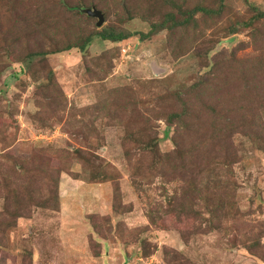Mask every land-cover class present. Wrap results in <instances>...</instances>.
Returning <instances> with one entry per match:
<instances>
[{
	"label": "rangeland",
	"instance_id": "1",
	"mask_svg": "<svg viewBox=\"0 0 264 264\" xmlns=\"http://www.w3.org/2000/svg\"><path fill=\"white\" fill-rule=\"evenodd\" d=\"M174 1L0 0V264H264V0Z\"/></svg>",
	"mask_w": 264,
	"mask_h": 264
},
{
	"label": "trees",
	"instance_id": "2",
	"mask_svg": "<svg viewBox=\"0 0 264 264\" xmlns=\"http://www.w3.org/2000/svg\"><path fill=\"white\" fill-rule=\"evenodd\" d=\"M60 2H62L65 7L70 10V11H81L83 12V10L85 9H90L92 7L89 8V4H96V0H76L77 4L74 6H70L69 1L68 0H59ZM167 3L169 6H171V12L166 13L162 19L159 22L156 23H152L151 27L152 30L151 32H149L147 35L143 36V37H147L149 35H151V33H155L157 31H161V30H168L172 33H174L175 31H178L179 29H184V28H188L190 26H196L198 25V21H197V15L199 13H203L205 16L207 17H214L215 15H218L221 13L222 9L219 10H215L212 8H208V7H203V6H197L195 8H187L184 5L178 4L177 2H175L174 0L170 1L167 0ZM93 6V5H91ZM97 8V7H96ZM98 9V8H97ZM100 10V9H98ZM101 11V10H100ZM134 14L128 10V15L127 18H133ZM259 18L264 17V13L259 14ZM236 31V30H234ZM96 35H98L99 37H101L102 40L104 41H112V42H122L124 40H127L131 37L130 34L124 33V32H118L115 29H111V28H105L103 29L101 32H99L98 34L96 33ZM93 41V36H88L86 38H80L78 40V42H73L70 41L67 44H65L64 46L57 48L54 52H65V51H71L72 49L78 48L81 50V52H84L88 49V47L91 45ZM52 53V52H51ZM49 54V52L47 51H38V52H34L29 54V60H33L37 57H46ZM184 119V121H187V115L183 112L178 113V112H174L171 113L169 115V123L172 124L174 123L176 120L177 121H182ZM144 146L147 150L152 151V153H155L157 156L159 155V141L156 139H148L147 142H144ZM179 155L182 156V151L179 152ZM173 156L174 153L173 151L170 153H164L163 157H161L160 155V164H171L173 161ZM184 158V157H183ZM182 158V159H183ZM213 174L216 175L215 170H213ZM214 180L219 182L220 179L218 176H214ZM213 193H211L212 195ZM210 196L209 194H207V197ZM206 197V198H207ZM209 203V202H208ZM211 203L207 204V210L211 216V218L209 219L210 224L212 225L211 227H213L214 225V218L218 217L215 216L216 213L219 210H223V206L219 205V204H215V205H210ZM180 209L182 210V208L180 207Z\"/></svg>",
	"mask_w": 264,
	"mask_h": 264
},
{
	"label": "water",
	"instance_id": "3",
	"mask_svg": "<svg viewBox=\"0 0 264 264\" xmlns=\"http://www.w3.org/2000/svg\"><path fill=\"white\" fill-rule=\"evenodd\" d=\"M83 12L92 18L98 19L97 25L99 27L103 26V24L105 23V14L102 11L98 10L96 7L85 9L83 10Z\"/></svg>",
	"mask_w": 264,
	"mask_h": 264
}]
</instances>
